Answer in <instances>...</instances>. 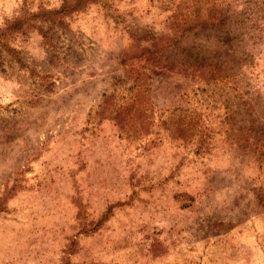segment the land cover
<instances>
[{"label": "rangeland", "instance_id": "obj_1", "mask_svg": "<svg viewBox=\"0 0 264 264\" xmlns=\"http://www.w3.org/2000/svg\"><path fill=\"white\" fill-rule=\"evenodd\" d=\"M61 3L0 0V31ZM248 7L243 35L264 38V4ZM186 8L107 0L0 37V264H264V169L201 96L264 93V44L244 42L255 64L206 86L190 61L219 34L173 37ZM141 73L155 118L137 137L99 111ZM185 112L208 127L203 143L169 127Z\"/></svg>", "mask_w": 264, "mask_h": 264}, {"label": "trees", "instance_id": "obj_2", "mask_svg": "<svg viewBox=\"0 0 264 264\" xmlns=\"http://www.w3.org/2000/svg\"><path fill=\"white\" fill-rule=\"evenodd\" d=\"M239 1L242 0H186L187 8L182 18L180 19L176 14L178 10L170 16L169 33L175 38L186 35L194 27L200 33L215 31L219 34L214 39L215 42L211 43L214 49L213 56H205L201 60L194 58L190 61L194 71L198 72L199 80L206 86L218 83L221 80V74L228 79L226 74L233 73L244 65L253 66L255 64L254 56L248 51H243L244 42L255 40L264 44V38L254 39L249 35H243L245 30L241 21V15L249 8L248 5L254 7L257 4L262 5L264 0H244L246 9L239 14L236 13L237 16H235L232 6L238 4ZM94 3L106 5L107 0H62L58 8H41L35 12H23L15 21L0 31V37L7 38L15 33L26 34V29L33 27L35 21H52L63 24L66 18L85 10ZM115 17L118 18L116 11ZM176 17L179 20H176ZM178 25L181 29H176ZM5 48L9 47L5 46ZM136 56L141 58L142 55ZM18 60L20 61L19 57ZM145 76L149 77L146 73H141L121 95L115 93L106 96L100 107L102 110L99 111L102 115L110 112L119 127L123 130L133 128L137 137L148 133L154 125L155 118L151 95L146 92ZM203 89L201 90L202 99L204 103L209 102L207 108L211 106L207 112H213V107H220L223 110L222 122L226 124L224 130L228 132V137L238 143L243 142L249 145L253 150L255 161L260 168L264 169V93L258 90L256 96L251 97L250 92L246 91V95H242L233 85H229L228 90L225 89L218 97H214V95L205 94ZM114 99L115 107L112 111H108L104 106ZM211 101L213 105H210ZM185 114L171 122L169 127L172 132L183 140L196 136L203 143L208 127H204L202 120L196 117L191 119L186 112Z\"/></svg>", "mask_w": 264, "mask_h": 264}]
</instances>
